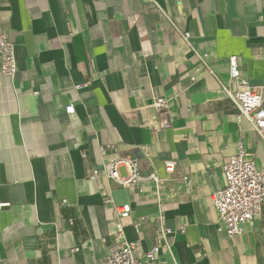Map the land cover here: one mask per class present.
Instances as JSON below:
<instances>
[{
	"label": "crops",
	"instance_id": "obj_1",
	"mask_svg": "<svg viewBox=\"0 0 264 264\" xmlns=\"http://www.w3.org/2000/svg\"><path fill=\"white\" fill-rule=\"evenodd\" d=\"M156 2L0 0L18 68L12 81L0 75V264H104L115 244L108 194L129 203L125 235L140 251L157 243L158 214L174 229L163 264H264V200L228 236L210 199L239 142L264 166V139L223 88L235 90L234 56L264 107V0ZM157 97L170 100L167 128ZM116 157L165 178L159 197L149 182L89 179Z\"/></svg>",
	"mask_w": 264,
	"mask_h": 264
},
{
	"label": "built area",
	"instance_id": "obj_2",
	"mask_svg": "<svg viewBox=\"0 0 264 264\" xmlns=\"http://www.w3.org/2000/svg\"><path fill=\"white\" fill-rule=\"evenodd\" d=\"M150 1L157 7L159 6L156 0ZM181 37L185 42H188L190 35L188 32H184L181 33ZM205 56L198 55L201 63L208 66ZM228 64L229 75L235 83V90L230 92L225 87L223 88L233 107L237 110V121L247 120L255 132L264 139L262 97L255 87L241 76L234 56L229 57ZM17 71L14 44L8 39L6 33L0 30V75L4 79L12 81ZM88 82L89 80H86L82 85H87ZM152 105L167 117L163 128L169 127L172 121L170 100L157 97L153 100ZM247 155L242 142H239L236 151L228 156L223 164L224 187L214 191L210 196L218 221L222 223L228 236L242 234L245 227L250 226L254 217L260 214L261 203L264 200V166L257 165L253 159H248ZM121 165H125L128 169L124 176L119 173ZM174 168L175 161L164 162V169L167 173H173ZM100 173L116 184L126 187L139 183H152L156 197H159L161 183L166 180L154 172L142 175L139 163L128 157L110 159L102 165L101 171L94 169L88 173V177L94 180L99 177ZM183 180L188 183L187 177H184ZM103 204L114 211V217L109 224L115 229V244L106 254L104 264H163L162 255L169 250V235L174 232V229L165 223L163 217L160 214L157 215L156 245L146 251H140L139 242L129 240L125 235L124 220L130 217L129 203L116 204L108 194L104 196ZM2 206H7V203H0V207ZM139 224L138 220L133 222V226L137 230ZM181 230H183L182 227Z\"/></svg>",
	"mask_w": 264,
	"mask_h": 264
}]
</instances>
